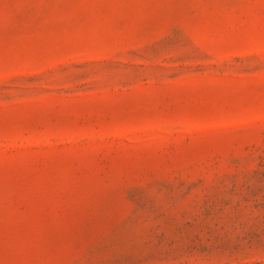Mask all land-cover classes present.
Returning a JSON list of instances; mask_svg holds the SVG:
<instances>
[{"label": "rangeland", "instance_id": "374dc122", "mask_svg": "<svg viewBox=\"0 0 264 264\" xmlns=\"http://www.w3.org/2000/svg\"><path fill=\"white\" fill-rule=\"evenodd\" d=\"M0 264H264V0H0Z\"/></svg>", "mask_w": 264, "mask_h": 264}]
</instances>
